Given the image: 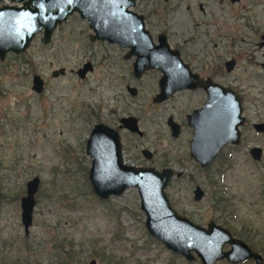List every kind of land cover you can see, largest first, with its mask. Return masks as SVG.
I'll return each instance as SVG.
<instances>
[{"label": "rangeland", "instance_id": "1", "mask_svg": "<svg viewBox=\"0 0 264 264\" xmlns=\"http://www.w3.org/2000/svg\"><path fill=\"white\" fill-rule=\"evenodd\" d=\"M3 5L12 3L5 0ZM132 10L145 17L153 39L166 32L177 45L187 40L184 56L199 50L198 62L206 59L213 65L230 57L215 51L216 26L230 35L233 31L227 26H255L264 20V0H241L239 5L229 0H136ZM246 30L244 37L253 44V35ZM89 34L87 23L74 15L53 32L48 45L41 43L39 34L24 54H8L0 62V264H56L54 248L64 239V251L72 247L79 264H200L172 254L149 236L136 189L107 201L93 194L85 142L94 125L115 128L124 117L138 119L144 134L140 138L121 133L125 163L158 171L172 169L179 175L166 190L173 209L204 227L216 220L234 237L249 241L246 244L264 261V169L261 175L257 172L264 157L260 164L244 156L234 159L230 169L224 170V183L209 185L217 181V165L206 173L200 171L188 156V130L178 140H171L166 126L170 116L183 120L187 107L199 102V96L179 94L153 105L160 74L150 72L136 80L133 59H123L127 50L106 42L90 43ZM247 50L238 52L249 55ZM87 61L93 71L80 80L75 72ZM61 68L65 75L52 78L51 73ZM248 70L245 56L221 81L249 92V113L256 119L257 111H263L264 104L256 109L264 94L259 97L252 90L253 82L245 80ZM34 74L45 83L40 94L31 90ZM127 86L138 90L136 98L126 92ZM259 142L264 148V140ZM143 149L151 152L152 161L143 158ZM35 176L40 185L33 223L25 237L19 203L26 183ZM196 185L206 192L199 203L193 201ZM220 189L228 200L223 218L213 206V196ZM216 264L230 263L221 260Z\"/></svg>", "mask_w": 264, "mask_h": 264}, {"label": "water", "instance_id": "2", "mask_svg": "<svg viewBox=\"0 0 264 264\" xmlns=\"http://www.w3.org/2000/svg\"><path fill=\"white\" fill-rule=\"evenodd\" d=\"M2 2L3 0H0V3ZM12 3L21 6H0V62H3L8 54L24 53L39 33L43 34L42 42L48 44L53 31L76 13L88 23L94 33L92 41L107 42L121 49H129L125 59L135 57L133 75L136 79L147 70L161 72L160 94L155 102H162L178 91L201 85L208 94L203 113L214 112L218 106L215 101L221 96L222 109L228 112L232 110L237 123L240 124L238 96L209 81H199L190 76L178 53L169 49L164 36L159 35L158 45H154L145 29L143 17L131 10L135 6V0H12ZM88 71H91L89 65L79 70V78L83 79ZM194 80L197 81L195 84ZM42 87V81L38 76H34L32 90L41 93ZM130 91L132 93L133 90ZM219 91L222 93H218ZM120 124L121 129L140 134L136 120L132 117L122 119ZM168 126L172 136L176 137L177 125L169 119ZM206 133L207 130L204 129L201 134L204 145L199 139L200 129L195 131V138L191 143V156L202 168L209 165L225 143L204 141ZM235 137L236 131L233 139ZM202 150L213 154L202 159ZM255 153H258V150L255 149ZM86 154L92 159L88 182L93 194L101 201H106L120 197L129 189H136L147 233L172 254L183 257L187 262L193 261L196 256L201 264H216L221 260L230 264L249 260L255 264H263L259 254L232 239L226 231L213 224L207 229H202L178 215L165 195V189L173 175L172 171L127 166L122 157L119 134L115 130L101 124L96 125L86 143ZM38 186L37 177L30 180L26 184V196L20 202L21 223L26 235L32 223L34 195ZM198 196L196 199H199ZM226 245L230 250L224 252L222 249Z\"/></svg>", "mask_w": 264, "mask_h": 264}, {"label": "flooded vegetation", "instance_id": "3", "mask_svg": "<svg viewBox=\"0 0 264 264\" xmlns=\"http://www.w3.org/2000/svg\"><path fill=\"white\" fill-rule=\"evenodd\" d=\"M4 1L5 0H3V2ZM10 1L12 3V0H10ZM24 1H26V0H24ZM162 1L166 3L168 0H162ZM229 1L232 5H239L241 3V0H229ZM5 6H7V5H5ZM8 6H21V5H16V4L12 3V5H8ZM135 6H136V0H135ZM198 7L201 10V12H203L202 6L200 5ZM188 10H189V8H187V11ZM262 14L264 15V12H262ZM74 15H78V14L74 13L71 16H74ZM137 15L143 17L145 29L149 32L154 45H158V36L159 35L164 36L165 41H166L169 49L171 51H175L178 53L182 64L187 67L190 76L195 77L199 81H203V82L209 81L216 86H219L223 89H227V90L231 91V93H233L234 95L238 96V99H239L240 113L238 116L241 119L240 124L237 123L236 117L234 116V113L232 112V110H230V112H228V111H224L222 109V107L220 106L221 103H223L221 96L219 97L218 101H215L218 103V106H216L214 112L210 111L208 113H205V112L203 113V111H204L203 109H204L206 102H207L208 94H207V91L205 90V88H203L201 85H198L197 87L192 88V89H185V90L178 91V92L174 93L173 95L169 96L166 100H164L162 102H155L154 100L156 99L157 95L160 94L159 80H160L162 74L160 71H157V70L145 71L139 79H141L145 74L150 73V72H158L160 74V78L158 80V92L152 98V101H151L153 105L157 106V105H160L164 102H168V101L172 100L173 98H176L177 95H179V94H188V96H191V95H198L199 96L197 98V99H199V102L195 103L194 105H189L187 107V113L185 114L183 120H181L179 122L177 120H174L173 117H171V116L168 117V119L166 121V126L168 128L171 140H178L181 137V135L186 130H188L187 136L189 137V139H188V156H189V158L196 164V166L198 167V169L200 171L205 172V173L208 172L215 165H217V167H218L217 168L218 172H217V177H216L217 181L216 182H212V181L209 182V185H212V186H218L219 187L221 183H224V177H225L224 170L230 169V165L232 164V162H235L234 159L237 160V158H239L240 156H244L245 159H248L249 161H251L254 164H260L261 161L263 160V157H264V148L262 147V143L259 142L260 140H264V106H263V111H257V113L254 115L256 117V119H253L249 113V106H248L249 105V99H248L249 92L240 91L238 89L236 90L232 85H226V83H222L221 80L225 79L226 75L232 74L236 70V68L239 64V59L246 56L247 67L250 68V70L247 71V74L245 76V80L247 82H250V81L253 82L252 90L254 91V93H257L259 95V97L262 98V95L264 94V68H263V64H264V20L258 21L257 23H255V26H250L248 23L246 24L245 27L243 25L239 26V24L237 26H232V27L227 26L228 30L230 29L233 31V34L229 33L230 35H226V33L222 32V28H223L222 26H220V25L216 26L217 27V36H218L216 38V40H218V42H215L216 40H214L213 45H215V51L219 52L220 55H221V53H223V56H225L228 53V54H230L229 55L230 57H227L224 61H220L221 63L213 65L211 62H207L206 59L200 60L198 62L196 56H197V53L199 52V50H197L198 52H196V51L190 52L188 50L189 52H186V54L184 56L183 55L185 53L184 47L188 44L187 40H184V42H183V44H185V46L182 43L177 45V44L170 41L166 32L158 33L157 36L153 39L151 32L146 27L145 17L141 14H137ZM78 17H79V15H78ZM243 19H246V18H243ZM83 21H85V20H83ZM87 26H88V23H87ZM88 28H89V26H88ZM244 28L247 29L246 31H249V30L251 31V35H253V38H254L253 44L248 43L249 38L244 37V36H247V32H245ZM90 32H91V34H89V36H88V41L90 43L101 42V41H97V40L92 41L91 37L94 36V33L92 32L91 29H90ZM39 34H41V43L43 45H48L51 42L52 35H51L49 43L44 44L42 42L43 34L42 33H39ZM39 34H37V35H39ZM224 39L227 40L226 44L224 42ZM244 48H248L247 53H249V55H245L244 53L238 52ZM123 50H127L126 54L129 51V49H123ZM257 50L260 52L259 53L260 56L256 55V54H258ZM126 54L123 57L124 60L129 61V60L133 59V62H132V75H133V64L135 62V57H131L130 59H125ZM218 59L221 60L222 59L221 56H218ZM87 65H89L91 67V71H88L86 73L85 77L87 76V74H89L93 71L94 67H93L91 62L87 61L85 63H82V65L75 72L76 76L78 78H79V76H78L79 70L84 69V67ZM211 66H214V67L211 68ZM207 67H208V70L205 69ZM253 68H255V69H253ZM65 73H66L65 69L61 68L59 70H54L51 73V77L52 78L62 77L65 75ZM71 73H72V71H71ZM34 76H38L39 79L42 81V85H43L42 92H43L44 87H45L44 80L39 75L34 74L32 76V80H31L32 86H33V77ZM133 77H134V75H133ZM79 79L83 80L81 78H79ZM139 79H136V80H139ZM196 82L197 81L194 80L193 84H195ZM32 86H31V90H32ZM130 90H133L132 93ZM126 92L132 98H136L138 90L135 88H132L130 86H127ZM34 93H36V92H34ZM218 93H222V92L219 91ZM36 94H40V93H36ZM230 103H232V102H230ZM261 104H264V99L260 100V105H258L256 110H258L261 107ZM223 111H224V113H223ZM124 118H128V117H124ZM124 118L119 119L118 125L115 128L109 127V126L102 124V123L96 124V125L101 124V125L107 126L108 128L115 130L119 134L122 157L124 155V149H123V144H122V140H121V133L126 131L130 135L135 136V137H140V138H142L144 135L143 132L140 130L139 120L134 118V117H132V118H134L136 120V124H137V127L139 129L140 134L139 133H132V132H130L124 128L121 129L120 128V126H121L120 121ZM169 119L173 122V124L177 125L178 134L176 137L172 136L171 128L168 126ZM196 123H198V124L195 126ZM96 125H94L93 128ZM93 128L91 129V131L93 130ZM197 129H200L199 139L203 145H204V143L201 139V134H202V131L204 132V129L207 130V133L205 134V137L203 138L204 141L215 140L216 142H225L224 145L221 147V149L218 152H216L214 158L210 161L209 165L206 167H203V168L191 156V143L195 138V131ZM91 131H90L89 137L87 138V140L85 142V153H86V143H87L88 139L90 138ZM235 131H236V137L233 139V135H234ZM255 149L258 150V153H255ZM202 152H203V154L201 156L202 159L205 156H210V154L211 155L213 154V153H210V152L205 151V150H202ZM141 155L143 156V158L147 162L152 161V159H153V155L147 149L141 150ZM123 160H124V157H123ZM91 162H92V159L90 158V166H91ZM124 163H125V160H124ZM127 166H133L135 168H144V169L153 168V167H136L134 165H127ZM153 169H155V168H153ZM165 169H170V168L167 167ZM263 169H264V165L261 166L260 170H257V172L261 175V170H263ZM170 170L172 171L173 175H172L171 180L168 183L167 188L165 189V195L167 196L168 201L171 205L170 199H169L168 195L166 194V190L171 185L173 178L175 176H179V175L175 174L172 169H170ZM88 172H89V170H88ZM35 177H33V178H35ZM39 185H40V180H39ZM263 188H264V186H263ZM263 188H262L261 194H262V200H263L262 202L264 203V189ZM38 190H39V186H38ZM38 190H37L36 194L34 195L35 206L33 208V212H34V209H35L36 203H37L36 196L38 194ZM225 190H227V188ZM197 194H199L200 196H198ZM192 195H193V201L195 203H199L206 196V192H205V190H203V188L196 185L194 187ZM25 196H26V186H25V194H24V196L21 197V199ZM196 196H198L199 199H196ZM21 199H20V202H21ZM213 201H214L213 206H214L215 211H220L219 217L223 218L224 216H222L221 213H224V211L226 210V208H227L226 202L228 201L225 199V196H223V190L220 189L215 193V195L213 196ZM19 206H20V210H21V205H19ZM171 207H172V205H171ZM181 217L187 219L190 223H192L193 225L198 226L202 229H207L210 224H213L215 227H218V228L226 231L232 239L245 244L254 253V247H252V246L249 247L246 244V242H249V241H245V240H242L240 238L238 239V238L234 237L232 235L231 231L227 227L222 226L220 224H217L216 220L209 221L205 225L206 227H204V225L202 226V225L195 224L194 222L190 221L185 216H181ZM20 221H21V213H20ZM32 223H33V213H32ZM32 223H31V226H32ZM31 226L28 229V235H29V230H30ZM23 231H24V227H23ZM28 235H26L24 232L25 237H27ZM54 250H55V262H57L58 257L60 256V245L58 247H55ZM222 250L224 252H227L228 250H230V247L226 245L223 247ZM196 260H198V258L195 256V259L191 262H194ZM250 261H252V260H250ZM253 263L255 264L254 261H253Z\"/></svg>", "mask_w": 264, "mask_h": 264}, {"label": "trees", "instance_id": "4", "mask_svg": "<svg viewBox=\"0 0 264 264\" xmlns=\"http://www.w3.org/2000/svg\"><path fill=\"white\" fill-rule=\"evenodd\" d=\"M64 243H66L65 239L62 240V244L60 245V256L58 257L56 264H79L75 260V253L72 252V250H70L72 247H70L67 251H64V246H65ZM69 244H72V243H69ZM69 244H67L66 246H68ZM95 255L98 256V254H95ZM101 257H103V254ZM101 260L105 262V260L103 259Z\"/></svg>", "mask_w": 264, "mask_h": 264}]
</instances>
